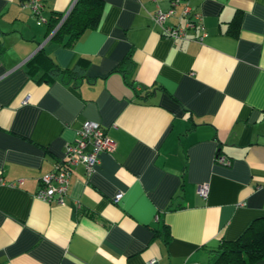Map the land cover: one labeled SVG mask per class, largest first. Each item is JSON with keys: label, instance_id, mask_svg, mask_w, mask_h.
Here are the masks:
<instances>
[{"label": "crops", "instance_id": "obj_1", "mask_svg": "<svg viewBox=\"0 0 264 264\" xmlns=\"http://www.w3.org/2000/svg\"><path fill=\"white\" fill-rule=\"evenodd\" d=\"M76 1L0 0V264H209L264 216V0H190L202 41L163 34L153 16L172 0H103L65 46L50 20ZM39 50L64 69L88 59L86 78L30 74ZM86 121L116 150L74 166L64 204L36 197Z\"/></svg>", "mask_w": 264, "mask_h": 264}, {"label": "built area", "instance_id": "obj_2", "mask_svg": "<svg viewBox=\"0 0 264 264\" xmlns=\"http://www.w3.org/2000/svg\"><path fill=\"white\" fill-rule=\"evenodd\" d=\"M25 4L36 13L42 7L41 0H25ZM179 8H181L180 11ZM172 17L184 20V25L180 23L169 25L167 22ZM153 19L161 26L164 35L174 39H188L189 31L196 28L201 30L197 39L202 41L207 35L203 24V15L191 5L190 0H172L170 8L166 11L158 9ZM115 150L116 142L107 135L105 129L98 122L86 121L80 129L78 137L66 144L64 158L56 162L54 168L41 178L36 197L49 203L64 204L74 166L83 163L90 175L97 169L100 161L99 155L103 152L112 153ZM217 160L222 164H230V159L224 155H218ZM5 183L4 176L0 175V185ZM209 189L207 183H202L198 192L202 197L207 198ZM122 197L123 193L119 192L114 197V202L118 203Z\"/></svg>", "mask_w": 264, "mask_h": 264}, {"label": "trees", "instance_id": "obj_3", "mask_svg": "<svg viewBox=\"0 0 264 264\" xmlns=\"http://www.w3.org/2000/svg\"><path fill=\"white\" fill-rule=\"evenodd\" d=\"M103 11V0H77L66 18L61 15L54 16L50 20L52 40L65 46H73L86 31L98 27ZM126 59L129 60L130 57ZM87 60L81 59L74 69H64L44 50H39L28 61L27 69L30 74L42 73L40 79L47 82L61 79L78 85L83 78H86ZM166 232L168 239L170 233L167 230ZM210 252L209 264H254L264 259V216L254 219L240 237L223 238L219 246L211 249Z\"/></svg>", "mask_w": 264, "mask_h": 264}]
</instances>
